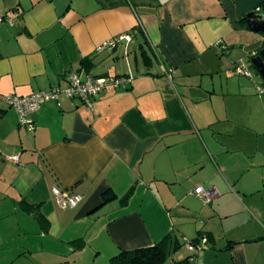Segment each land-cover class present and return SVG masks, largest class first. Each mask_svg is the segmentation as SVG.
<instances>
[{
    "label": "crops",
    "instance_id": "obj_1",
    "mask_svg": "<svg viewBox=\"0 0 264 264\" xmlns=\"http://www.w3.org/2000/svg\"><path fill=\"white\" fill-rule=\"evenodd\" d=\"M250 11L264 0H0V247L20 231L50 248L46 263L109 264L171 233L181 246L207 238L173 259L264 264V85L250 65L249 80H221L264 47ZM72 72L131 81L92 107L50 99L21 125L4 97L64 87ZM200 185L217 196L205 202ZM54 187L82 199L63 208Z\"/></svg>",
    "mask_w": 264,
    "mask_h": 264
},
{
    "label": "built area",
    "instance_id": "obj_2",
    "mask_svg": "<svg viewBox=\"0 0 264 264\" xmlns=\"http://www.w3.org/2000/svg\"><path fill=\"white\" fill-rule=\"evenodd\" d=\"M3 20V17L0 16V22ZM130 40L131 35L129 33L119 34L109 41L105 42L103 45L97 48L98 51H101L107 47L114 46L120 40ZM235 72L240 75L252 76V72L244 67L235 66ZM67 85L64 87L61 86H52L51 88L43 91L33 92L27 96H19L15 94H10L4 97L5 101L18 113L19 122L21 125H27L30 129H33V124L29 120V116L39 110L42 105L50 100L57 99L61 95H65L71 98H80L83 101L87 102L92 107L91 99L98 94L105 92L108 88H126L127 83L131 81V77L127 76H101L94 77L88 75L82 77L79 72H72L67 74L66 77ZM260 92H264V88H258ZM11 159L17 161V156L11 157ZM194 192L205 202H210L218 192L215 188L207 189L204 186H197ZM53 194L57 199L58 203L63 207H76L81 201V195L63 190L59 187L53 188ZM207 242V238L203 236L200 239V242L193 244L192 242L186 241L187 248L191 251H200L204 244Z\"/></svg>",
    "mask_w": 264,
    "mask_h": 264
},
{
    "label": "rangeland",
    "instance_id": "obj_3",
    "mask_svg": "<svg viewBox=\"0 0 264 264\" xmlns=\"http://www.w3.org/2000/svg\"><path fill=\"white\" fill-rule=\"evenodd\" d=\"M259 44H256L255 46L257 47V45ZM237 62H239V64L236 65L238 67L245 68V65H250L253 69V65L251 64L250 59L248 58H246L245 60L239 59ZM254 74L255 76H254L253 82L255 83V85L263 86L264 84L259 74L257 73H254ZM228 76L230 75L229 74L226 75L225 73V75H222L221 80L222 81L226 80L228 82L229 80L233 82H238L237 78H245V79L247 78L243 75L242 76L239 75V77L236 75H231V77H228ZM219 78H220L219 74L214 75V79H217L219 81L220 80ZM246 80H249V79L247 78ZM251 81L252 80H250L249 83L251 85V88L253 89V94L256 95L254 86ZM260 96L264 97V95H260ZM257 105H259L258 119L259 118L261 119L264 117V106L260 102ZM12 221L14 222V224L16 223L15 220H12ZM31 237H32L31 240H33L35 244L31 243L29 241L30 237H27L26 234H24L23 232L17 231V232H12L10 234H7L6 237H4V239H6V241L10 243L5 244L4 246L0 247V264H66V262L64 261L63 262L50 261L48 263L44 262L45 259L49 257L48 251L50 250V248H47V247L42 248L40 245H38V243L41 242V237H39L38 235H32ZM186 240L187 239H185V241ZM185 247H186V243L183 244L176 251V255H178L177 257H180V255L185 256L187 254ZM172 258H176L175 254L172 255ZM171 262L172 261L170 260L168 264H171Z\"/></svg>",
    "mask_w": 264,
    "mask_h": 264
},
{
    "label": "trees",
    "instance_id": "obj_4",
    "mask_svg": "<svg viewBox=\"0 0 264 264\" xmlns=\"http://www.w3.org/2000/svg\"><path fill=\"white\" fill-rule=\"evenodd\" d=\"M116 197L112 189L102 193L103 202L111 201ZM203 236L197 238L201 239ZM196 244V239H187ZM181 247V244L171 233L165 235L160 241L143 247L120 249L111 259L109 264H191L192 255L183 259H173L172 255Z\"/></svg>",
    "mask_w": 264,
    "mask_h": 264
},
{
    "label": "water",
    "instance_id": "obj_5",
    "mask_svg": "<svg viewBox=\"0 0 264 264\" xmlns=\"http://www.w3.org/2000/svg\"><path fill=\"white\" fill-rule=\"evenodd\" d=\"M244 19L252 30H261L264 32V14H257L255 11H250L245 15ZM251 63L264 81V47L259 51L257 56L251 58Z\"/></svg>",
    "mask_w": 264,
    "mask_h": 264
}]
</instances>
